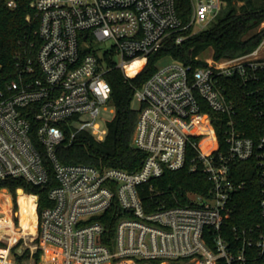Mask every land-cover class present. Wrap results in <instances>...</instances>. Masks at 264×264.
<instances>
[{"label": "built area", "instance_id": "1", "mask_svg": "<svg viewBox=\"0 0 264 264\" xmlns=\"http://www.w3.org/2000/svg\"><path fill=\"white\" fill-rule=\"evenodd\" d=\"M4 4L13 8L16 0ZM224 5L225 0H189L183 21L174 0L30 2L38 18L39 75L11 79L0 92V180L43 185L52 171L51 205L37 219L45 264H245L252 250L264 258V132L256 139L244 134L236 102L239 94L251 116L264 119V36L250 51L195 68L173 59L134 89L131 143L144 152L138 168L65 164L55 156L67 131L68 142L80 130L103 138L104 119L113 113L106 71L115 67L134 76L164 39L180 43ZM260 23L264 28V19ZM100 44L104 47H95ZM137 60L141 67L128 73ZM30 62L23 73L32 72ZM208 110L224 116L223 147ZM243 160H251L256 170L260 220L231 227L227 238L232 195L245 184L236 180L232 165ZM186 164L205 176V191H187L173 196L174 204L162 200L147 208L151 203L141 194L153 188L152 180ZM113 201L121 213L107 243L95 217ZM3 247L0 264H18L11 247Z\"/></svg>", "mask_w": 264, "mask_h": 264}, {"label": "trees", "instance_id": "2", "mask_svg": "<svg viewBox=\"0 0 264 264\" xmlns=\"http://www.w3.org/2000/svg\"><path fill=\"white\" fill-rule=\"evenodd\" d=\"M31 0H16L13 8H8L4 0H0V92L5 91L6 84L11 79H18L19 76H37L39 69L35 63V54L40 45L36 34L38 18L35 9L29 5ZM175 11L183 21L187 19L189 11V0H174ZM264 19V0H225V5L219 10L216 17L204 28L188 35L180 43H175L171 38H166L161 45L147 56L146 63L141 71L132 77H125L115 67L106 71L105 79L110 85L109 102L113 107V113L104 119L106 128L102 139H96L86 130L78 131L68 142V131L66 138L56 146L55 156L61 163H82L96 167H119L125 170H134L139 167L144 152L135 148L131 143V136L136 121L137 110L133 107V92L142 82L155 70L156 60L168 55L172 59L183 64H189L195 68L205 62L196 59L195 56L210 47L212 58L232 57L250 51L255 48L264 36V28L253 29ZM27 60L33 70L25 74L22 68ZM113 60H109V63ZM142 61L133 62L127 67L128 73H134L139 69ZM238 115L243 118L239 124L244 134L256 139L264 132V119L252 117L245 108V100L238 94L236 98ZM211 122L219 142L223 147V136L221 122L223 115L209 111ZM220 117H222L220 119ZM33 127H31V131ZM33 135V134H32ZM191 152H188V156ZM236 180H244L245 184L241 189L232 195V209L225 221L227 238L233 235L231 227L237 229L253 225L260 220L258 210L259 186L256 177V170L251 160H243L232 165ZM55 184L53 173L48 169V179L43 185H36L25 182L19 178H5L0 180V189H6L13 197L15 191L20 188L26 194L37 196L36 212L39 216L41 209L51 205L47 192ZM153 188L144 191L141 195L145 203L164 201L166 205L174 204L173 196L179 198L187 191L202 193L209 182L199 171H189L187 164L178 170H166L157 179L152 180ZM155 189L162 190V194L156 196ZM19 203V224L17 228L11 223L0 222V227L9 226L5 235L12 241L16 237H24L27 234H34V205L31 196L20 195ZM121 210L113 201L111 205L95 219L101 221L104 226V242L109 243L113 235V227ZM2 215V214H0ZM29 220L33 223H28ZM0 232V237L4 238ZM41 250L36 249L31 257L33 264H38ZM11 253L18 264L29 258V249L24 248L18 251L16 246L11 247ZM245 264H264V258L256 256L255 251L247 254Z\"/></svg>", "mask_w": 264, "mask_h": 264}, {"label": "rangeland", "instance_id": "3", "mask_svg": "<svg viewBox=\"0 0 264 264\" xmlns=\"http://www.w3.org/2000/svg\"><path fill=\"white\" fill-rule=\"evenodd\" d=\"M32 1V0H31ZM30 1V2H31ZM29 2V5H30ZM263 26L261 23L258 24V26H256L253 31H256L257 29H262ZM263 39V37H262ZM261 39V40H262ZM261 42V41H260ZM259 42V43H260ZM259 45V44H258ZM257 45V46H258ZM256 46V47H257ZM95 47H99V48H103L104 45L100 44V45H95ZM261 54L264 55V45L261 48ZM196 59H199L203 62H207L210 61L212 59V51L211 48L208 47L205 50H203L202 52H200L199 54H197L195 56ZM173 61V59L168 56V55H163L161 57H159L154 66L156 67H161L165 64L171 63ZM133 107L136 106L135 101L132 102ZM20 195H26V196H31L32 197V201H33V205H34V214H35V219H34V223L33 221L29 220V224L33 223L34 224V234H27L24 237H16L14 239V241L18 240L17 242L12 241L11 239L7 238V236H5L8 233V229L4 228L1 229L0 232L4 233V240L7 242H2V244H0V247H3V245L5 246V248H10L13 245L16 246V249L18 251H22L24 248H28L29 249V258L27 260H24L23 263L24 264H33V258L31 257V254L36 250V249H40V255H39V260H38V264H45L44 259L45 257L42 256V249L40 248V241H39V237L37 236V219H38V214L36 212V205L35 203L37 202V196H34L32 194H26L25 192H23L20 188H17L15 191V196L13 197L6 189H0V215L1 217H8L14 224V226L19 227V203H18V197ZM2 221V220H1ZM4 248V247H3ZM10 250V249H9ZM10 254L12 255L11 251H9ZM13 257V255H12ZM14 258V257H13Z\"/></svg>", "mask_w": 264, "mask_h": 264}, {"label": "bare ground", "instance_id": "4", "mask_svg": "<svg viewBox=\"0 0 264 264\" xmlns=\"http://www.w3.org/2000/svg\"><path fill=\"white\" fill-rule=\"evenodd\" d=\"M138 61V60H137ZM1 220H3L4 222L3 223H6V222H8V223H11L12 224V221L7 217H1L0 216V222H1ZM12 226L13 227H15L16 228V226H14L13 224H12ZM3 228H8L9 230L11 229L9 226H6V227H0V231H1V229H3ZM18 228V227H17Z\"/></svg>", "mask_w": 264, "mask_h": 264}]
</instances>
